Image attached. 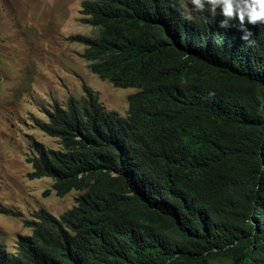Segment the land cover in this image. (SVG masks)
Returning <instances> with one entry per match:
<instances>
[{
    "label": "trees",
    "instance_id": "16d2710c",
    "mask_svg": "<svg viewBox=\"0 0 264 264\" xmlns=\"http://www.w3.org/2000/svg\"><path fill=\"white\" fill-rule=\"evenodd\" d=\"M183 2L82 0L97 33L70 39L135 91L125 116L86 86L39 109L58 147L34 141L28 176L77 195L0 264H264V0Z\"/></svg>",
    "mask_w": 264,
    "mask_h": 264
},
{
    "label": "rangeland",
    "instance_id": "374dc122",
    "mask_svg": "<svg viewBox=\"0 0 264 264\" xmlns=\"http://www.w3.org/2000/svg\"><path fill=\"white\" fill-rule=\"evenodd\" d=\"M82 0H0V240L10 249L24 223L39 209L58 216L74 204L77 191L57 196L49 177L30 178L27 158L38 141L57 148V139L41 131L40 108L78 98L83 86L96 91L102 107L125 116L133 88H116L90 72L85 45L71 36H95L80 11ZM195 0H184L188 12ZM46 190H49L45 194ZM211 264H227L216 257Z\"/></svg>",
    "mask_w": 264,
    "mask_h": 264
},
{
    "label": "clouds",
    "instance_id": "9594fccd",
    "mask_svg": "<svg viewBox=\"0 0 264 264\" xmlns=\"http://www.w3.org/2000/svg\"><path fill=\"white\" fill-rule=\"evenodd\" d=\"M81 2H82V1H81ZM80 11H81V4H80ZM82 15H83V14H82ZM83 16H84V15H83ZM84 18H85V16H84ZM84 20H85V19H84ZM90 26H91V25H90ZM92 27H93V26H92ZM95 29H96V28H95ZM96 31H97V30H96ZM96 33H97V32H96ZM82 36H85V35H82ZM70 40H71V39H70ZM72 41H74V40H72ZM86 62H87V61H86ZM88 70H89V69H88ZM95 75H96V74H95ZM116 88H118V87H116ZM71 191H73V190H71ZM53 192H54V191H53ZM66 194H67V193H66ZM55 195H56V194H55ZM37 211H38V210H37ZM37 211H36V212H37ZM46 211H47V210H46ZM65 211H66V210H65ZM36 212H35V213H36ZM48 212H49V211H48ZM34 215H35V214H34ZM34 215H33V216H34ZM53 215H54V214H53ZM33 216H32V217H33ZM58 216H59V215H58ZM32 217H31V218H32ZM27 227H28V226H27ZM30 230H31V229H30ZM30 233H31V231H30ZM30 233H29V234H30ZM18 235H19V234H18ZM21 235H22V234H21ZM26 235H27V234H26Z\"/></svg>",
    "mask_w": 264,
    "mask_h": 264
}]
</instances>
